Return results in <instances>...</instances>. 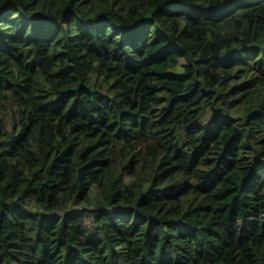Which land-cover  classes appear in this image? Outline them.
Returning <instances> with one entry per match:
<instances>
[{
	"label": "trees",
	"instance_id": "16d2710c",
	"mask_svg": "<svg viewBox=\"0 0 264 264\" xmlns=\"http://www.w3.org/2000/svg\"><path fill=\"white\" fill-rule=\"evenodd\" d=\"M0 264H264V0H0Z\"/></svg>",
	"mask_w": 264,
	"mask_h": 264
}]
</instances>
